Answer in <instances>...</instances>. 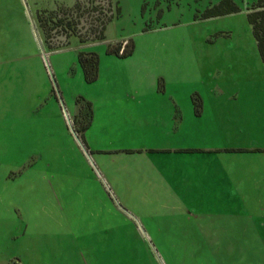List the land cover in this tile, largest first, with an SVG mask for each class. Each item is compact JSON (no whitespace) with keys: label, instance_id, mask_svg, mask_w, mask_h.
<instances>
[{"label":"rangeland","instance_id":"rangeland-1","mask_svg":"<svg viewBox=\"0 0 264 264\" xmlns=\"http://www.w3.org/2000/svg\"><path fill=\"white\" fill-rule=\"evenodd\" d=\"M77 1L87 2L0 0V264H83L86 247L104 241L114 249L102 264H264V62L248 20L255 0H233L241 12L211 18L222 0H113L121 14L104 41L71 38L47 50L38 12ZM130 41L131 56L107 54ZM81 52L99 56L92 84ZM79 97L94 105L85 137L93 156L75 132ZM148 158L161 173L144 168ZM204 159L215 175L196 167ZM208 218L222 231L204 230ZM215 240L220 248L206 247Z\"/></svg>","mask_w":264,"mask_h":264},{"label":"trees","instance_id":"trees-1","mask_svg":"<svg viewBox=\"0 0 264 264\" xmlns=\"http://www.w3.org/2000/svg\"><path fill=\"white\" fill-rule=\"evenodd\" d=\"M105 1L106 5L97 4V0H87L84 4L77 1L72 8L38 12L37 22L47 50L55 51L66 48L70 45L71 38H77L83 44L90 41H104L108 25L121 14L118 2L114 4L113 0ZM224 5L225 8H222ZM239 12L241 9L233 0H222L218 7L207 11L206 18ZM84 19L86 21H83ZM248 20L264 62V0H255L252 6L248 8ZM89 24L91 27L86 28ZM53 32H56L54 37L52 36ZM59 37L64 38L66 42L53 44V40ZM133 52L134 44L131 41L127 42L125 47L119 44L118 46H109L107 49L108 55H115L120 58H127ZM99 61V56L95 53L81 52L79 54V63L83 69L85 81L89 84L96 82L99 78ZM193 101L198 114L200 100L193 99ZM76 103L79 107V115L74 118L75 132L86 146L85 132L90 128L93 121V106L82 97L77 98Z\"/></svg>","mask_w":264,"mask_h":264},{"label":"crops","instance_id":"crops-1","mask_svg":"<svg viewBox=\"0 0 264 264\" xmlns=\"http://www.w3.org/2000/svg\"><path fill=\"white\" fill-rule=\"evenodd\" d=\"M87 45H89V44H87ZM64 49V48H63ZM63 49H60V50H63ZM60 50H57V51H60ZM83 70V69H82ZM99 75H100V61H99ZM77 100V99H76ZM76 100H75V105H73V108H72V116L73 117H75L77 114H78V112H79V107H78V105H77V103H76ZM86 100V99H85ZM87 101H89V100H87ZM91 101V100H90ZM89 101V102H90ZM91 104H92V106H93V114H94V105H93V102L91 101L90 102ZM138 117L139 118H141L142 117V115L139 113V115H138ZM94 118H95V115H94V117H93V121H94ZM135 118H137V116H135ZM143 118H144V116H143ZM58 119H60V118H58ZM178 120H181V121H183L184 120V118H183V116L181 115V117H179L178 118ZM93 125V122H92V124H91V126ZM91 128H89L88 130H90ZM87 130V131H88ZM87 136V132H85V137ZM88 140V139H87ZM90 145V143H89V141H88V143L86 142V146H87V150H88V152H90V154L93 156V154L94 153H96L95 151H93L92 150V148H91V146H89ZM136 150H134V152H135ZM134 152H132V153H134ZM165 152H171V150H168V151H165ZM180 152V151H179ZM197 152V151H196ZM196 152H194V151H189V154H191V153H196ZM198 152H202V153H205V154H215V153H218V152H221V149H200ZM131 153V154H132ZM129 154V153H128ZM209 154V155H210ZM146 158V157H145ZM147 160V161H146ZM145 160V162L144 163H142V165L144 166V168H146L148 171H149V173L151 174V176H154L153 175V172L154 171H158V172H160L161 173V171H160V166H159V164L160 165H162V163H158V161H155V160H152L151 158H148V159H146ZM157 162V163H156ZM96 164V163H95ZM199 164V163H198ZM196 167H198V168H200V169H204V171L205 172H207V171H211L212 169H213V173H214V175L216 174V172H215V167L212 165V162H210V161H208V159H204V166L201 168V167H199V166H197V162H196ZM144 177H146V176H144ZM145 179V178H144ZM194 183H196L195 181H194ZM169 197H171L170 195H169ZM172 198V197H171ZM160 199H163V197H161V198H157V200H160ZM186 214H187V216H188V219L187 220H192L193 218H195V219H200V216L201 215H198V214H195V213H191V212H185ZM112 216H114L115 217V212L113 211L112 212ZM176 216H178L177 215V213H172L171 214V217H173L172 219H171V222L173 223L175 220H174V218L176 217ZM208 222L209 223H211V224H208L209 225V227H207L206 229H204V230H208V231H213V232H221L222 231V227H221V225H219L218 224V222H217V220H212V219H209L208 218ZM106 230V232H105V234L107 235V233L109 234L110 233V231L108 230V229H105ZM160 229H158L157 231H159ZM146 233H148V229H146ZM162 230H160V232H161ZM147 237H151V235L149 234V236L147 235ZM79 242V241H78ZM211 242H212V245H211ZM100 243V242H99ZM207 245H209L210 247H212V248H215V249H218V248H220V242H218L217 240H215V241H209V242H207L206 243V247H208ZM154 246L155 247H157L158 248V245L157 244H154ZM82 248H84L83 246H81ZM210 247H208V248H210ZM86 248H88V249H92L90 252H88V253H90L88 256L87 255H85V253H83L82 252V254H83V264H102V263H105V262H107L108 261V259H109V257L108 258H105V255L110 251V249H114V247L113 246H111V245H109L108 244V241L106 242V241H104L103 243H100V245L99 244H91V246L89 245V246H87ZM102 249V251H100L99 252V250L98 251H95V249ZM87 256V257H86ZM150 259H151V264H158V263H156V260L154 259V257H150ZM150 262V261H149ZM21 264V262H17V263H13V262H11V261H9L7 264ZM82 264V263H81ZM167 264V263H166ZM216 264H220V261L218 262L217 260H216Z\"/></svg>","mask_w":264,"mask_h":264}]
</instances>
